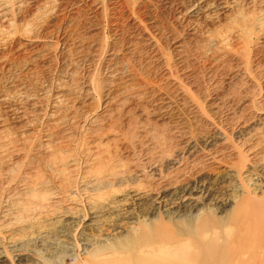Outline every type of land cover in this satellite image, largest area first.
<instances>
[{
    "label": "bare ground",
    "instance_id": "1",
    "mask_svg": "<svg viewBox=\"0 0 264 264\" xmlns=\"http://www.w3.org/2000/svg\"><path fill=\"white\" fill-rule=\"evenodd\" d=\"M36 1L0 0V51L21 39L19 51L39 56L48 0L23 14ZM179 1L188 26L171 46L180 68L140 29L162 66L165 110L156 116L152 104L145 133L105 114L115 98L100 113L71 103L83 93L72 73L50 94L0 75V127L9 121L0 128V264H264V0ZM186 45L227 70L210 90L183 66ZM148 84L138 100L145 92L152 103ZM94 85H84L86 96ZM119 99L114 111L124 112ZM178 109L190 125L182 136ZM141 133L147 152L138 158L130 149Z\"/></svg>",
    "mask_w": 264,
    "mask_h": 264
},
{
    "label": "rangeland",
    "instance_id": "2",
    "mask_svg": "<svg viewBox=\"0 0 264 264\" xmlns=\"http://www.w3.org/2000/svg\"><path fill=\"white\" fill-rule=\"evenodd\" d=\"M164 1L165 4L163 5L162 2ZM177 1L179 0L168 2L166 0H48L49 15L37 23L38 30L36 33L39 36L38 43L40 46L36 51L39 56L32 58V50L23 49L19 51L16 45L21 39L15 40V42L10 41L2 46L3 50L0 51V75L5 79L14 75L12 77H15L17 84H22L26 89H30V87L45 88L48 90L47 94H50L65 81V78L69 77V73H72L70 79L68 78L73 81H70L72 88L75 91L78 90L79 93L83 91V93L81 92V98L71 99V103L77 105L75 102L78 104L81 102L84 112L92 111L96 106H100L98 108L100 113L102 112L101 108H104L103 102L106 100L115 98L114 102H116L121 100L119 98L126 97V106L125 103L122 104L125 106L124 112H120L118 109L114 111L116 107L113 102L114 105L111 103L106 106L105 114L112 113L116 116L117 128L119 129L128 125L131 130L138 132L139 135L141 131L145 133L149 128V123L153 122L151 119L153 115L152 104L156 103V109L159 107L154 113L156 116L160 115V112L164 113L165 110L159 111L161 108L158 106L160 102L157 92V85L160 86L158 89L162 87V66L155 61L153 50L143 42L140 29L153 33L158 44H160L161 51H166V57L168 56L170 62L177 64L180 68L181 52L178 53L179 56L174 55L175 52L171 45L173 39L181 40L183 38L181 34H184V28H187L188 25L183 22L181 25V12H179L178 7L180 3ZM39 2L37 0L29 5L23 14L30 18L37 7L43 6V2L40 4ZM161 33L163 35H160ZM156 37L160 38L157 39ZM183 57L186 58L183 61L185 63L183 66L187 67L189 72L192 70L196 72L193 76L198 78L197 80L194 77L201 86L205 84L202 86L205 90H207L206 88L210 90L212 80H218L227 71L226 69L211 68L205 56L201 55L197 48L190 45H186L183 50ZM178 58H180V62H178ZM223 70L224 72H222ZM213 75L217 76L214 77ZM89 81L93 85L95 84L98 89L96 90L97 93H94L95 95L86 96L84 85ZM4 83L3 81L0 82V91L3 90ZM148 83L150 86L151 83L155 86L153 88L157 93L152 103L146 98L145 92L141 93V99L138 100V95L141 92L140 86ZM121 91L126 92L125 95H121ZM207 93L210 94L208 91ZM49 96L46 95L44 100H48ZM100 96L101 98H99ZM182 109L183 107L180 108V110ZM108 110L109 112H107ZM183 111L185 112L184 109ZM183 111H179V109L175 111L176 116L181 117V120L176 119L178 117L172 114L173 122L178 123L176 126L179 128L181 136L190 132V125L186 121L185 113L187 112L184 113ZM227 113V109L223 108L220 112L223 117H220L225 118ZM3 120L7 122L0 128L5 130L9 127V121L6 118ZM158 125L162 129L167 127L166 131L163 132L169 131L168 126H171L169 124L163 127L162 122ZM142 133V138H139L133 145V149H130L138 158L147 152L145 134Z\"/></svg>",
    "mask_w": 264,
    "mask_h": 264
}]
</instances>
